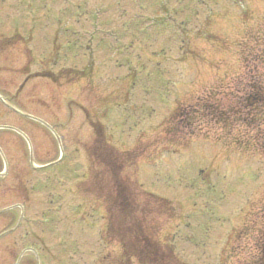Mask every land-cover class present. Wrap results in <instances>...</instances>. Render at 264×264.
<instances>
[{"label": "rangeland", "instance_id": "obj_1", "mask_svg": "<svg viewBox=\"0 0 264 264\" xmlns=\"http://www.w3.org/2000/svg\"><path fill=\"white\" fill-rule=\"evenodd\" d=\"M71 1L0 0V264H142L138 250L125 257L116 244L108 245L107 223L116 226L115 236L124 232L120 213L115 210L113 222L103 207L108 192L113 200L117 192L113 170L106 172L103 196L94 193L92 177L84 192V174L98 169L91 154L98 137L94 123L106 128L114 147L133 151L125 156L133 168L120 177L132 186L131 204L145 209L151 240L163 229L161 239L186 264H238L239 241L231 233L242 230L250 213H256L257 227L264 224L258 209L264 193V108L243 109L264 86V0H207L196 15L187 11V17L169 19L172 46L157 45L169 35L161 30L154 48L130 26L142 7L162 9L160 0ZM98 8L104 12L99 39L112 44L124 35L123 50L81 48L100 43L85 37L83 20ZM71 26L79 38L66 36ZM206 103L223 108L229 119L255 121L225 132L204 119ZM179 105L185 107L174 113ZM47 164L53 167L37 168ZM205 179L219 184L216 190L225 188L223 200L209 188L199 194ZM203 226L207 235L200 232ZM257 239L254 245H264L263 232ZM252 245L245 258L241 253V264L258 254ZM31 248L39 260L31 251L18 263Z\"/></svg>", "mask_w": 264, "mask_h": 264}, {"label": "flooded vegetation", "instance_id": "obj_2", "mask_svg": "<svg viewBox=\"0 0 264 264\" xmlns=\"http://www.w3.org/2000/svg\"><path fill=\"white\" fill-rule=\"evenodd\" d=\"M182 6L188 8V9L190 8V5L187 4V0H182ZM152 9H153V8L149 6V7L147 8V12L151 11Z\"/></svg>", "mask_w": 264, "mask_h": 264}]
</instances>
